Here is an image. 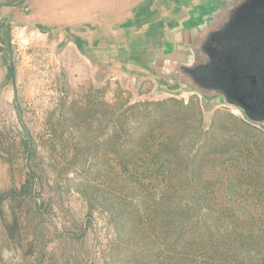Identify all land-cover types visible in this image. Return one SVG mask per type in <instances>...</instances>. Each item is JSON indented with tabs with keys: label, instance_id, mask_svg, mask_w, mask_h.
I'll return each instance as SVG.
<instances>
[{
	"label": "rangeland",
	"instance_id": "obj_1",
	"mask_svg": "<svg viewBox=\"0 0 264 264\" xmlns=\"http://www.w3.org/2000/svg\"><path fill=\"white\" fill-rule=\"evenodd\" d=\"M23 2L29 8L26 21L14 22L8 9L0 13V22L8 17L0 23V195L7 194L0 202V264H116L118 259L146 264V257L119 246L109 215L81 191L120 192L117 130L130 117L131 106L168 98L191 102L201 106L206 132L216 115L217 134L247 135L250 147L264 127L234 106L205 102L186 87L170 91L157 76L105 57L106 51L144 42L138 35L168 16L170 0ZM126 26L132 28L124 30ZM122 33L132 34L139 44L128 43ZM193 113L181 112L189 118ZM242 122L250 127L244 132ZM24 127L40 156L32 191L23 189L29 173L20 145ZM184 129L195 132L199 125L189 123ZM260 144L264 153V141ZM216 190L234 193L230 207L264 211V197L251 198L256 189L249 182Z\"/></svg>",
	"mask_w": 264,
	"mask_h": 264
},
{
	"label": "trees",
	"instance_id": "obj_2",
	"mask_svg": "<svg viewBox=\"0 0 264 264\" xmlns=\"http://www.w3.org/2000/svg\"><path fill=\"white\" fill-rule=\"evenodd\" d=\"M9 69L15 81L11 61ZM131 109L134 120L124 118L117 130L120 192L113 196L97 187L81 190L109 215L119 246L146 257V264H264V211L230 207L234 193L216 190L249 182L256 189L251 198L264 197V133L259 131L250 147L247 135L217 134L216 115L206 132L201 106L175 98L137 103ZM191 109L190 118L181 114ZM18 117L22 120L19 111ZM193 122L199 130L188 133L184 126ZM249 128L242 122L241 131ZM20 145L29 166L23 189L32 191L40 156L26 128ZM6 197L0 195V202Z\"/></svg>",
	"mask_w": 264,
	"mask_h": 264
},
{
	"label": "water",
	"instance_id": "obj_3",
	"mask_svg": "<svg viewBox=\"0 0 264 264\" xmlns=\"http://www.w3.org/2000/svg\"><path fill=\"white\" fill-rule=\"evenodd\" d=\"M19 1L0 0V10ZM187 21L180 10L154 26V36L137 48L118 47L104 55L157 76L170 91L186 87L205 102L234 106L264 127V0H244L203 41L185 29Z\"/></svg>",
	"mask_w": 264,
	"mask_h": 264
},
{
	"label": "flooded vegetation",
	"instance_id": "obj_4",
	"mask_svg": "<svg viewBox=\"0 0 264 264\" xmlns=\"http://www.w3.org/2000/svg\"><path fill=\"white\" fill-rule=\"evenodd\" d=\"M243 1L244 0H170L173 9L169 12L167 17L169 18L174 13L183 10L184 17L188 19L187 22H184L185 29L194 31L193 33L199 36V40L203 41L207 39L206 36L212 31L215 32L222 27V25H219V22L222 20L228 22L229 18L235 12V7L242 4ZM167 17H162L159 21L149 25L138 37L140 36L143 41L154 36V26L167 20ZM142 33L144 34L142 35ZM130 40L132 44H139V40L137 41V39H134V41L132 39ZM199 40L197 42L198 45L201 46ZM135 47L136 46L133 48Z\"/></svg>",
	"mask_w": 264,
	"mask_h": 264
},
{
	"label": "crops",
	"instance_id": "obj_5",
	"mask_svg": "<svg viewBox=\"0 0 264 264\" xmlns=\"http://www.w3.org/2000/svg\"><path fill=\"white\" fill-rule=\"evenodd\" d=\"M142 4V3H141ZM144 4V3H143ZM24 5V10L22 9L21 6ZM25 5H26V2H23V4L19 3V4H14V5H11V6H5L3 7L2 9H8V13H9V18L14 20V22H22V21H26L27 20V14H25L26 11H29V8H25ZM2 9L0 10V13H3ZM155 11V10H154ZM29 16V15H28ZM8 17H4L3 18V21H1L0 23L4 22V20H6ZM143 17V13H141V16L140 18ZM1 19V18H0ZM131 27V26H130ZM130 27L126 26L124 28V30L126 29H130ZM132 28V27H131ZM122 35H124L122 33ZM132 34H128L127 36H125L126 40L128 39H131V36ZM108 39H111V38H108ZM103 40H101L100 42H102ZM100 46H105L103 44H100Z\"/></svg>",
	"mask_w": 264,
	"mask_h": 264
}]
</instances>
